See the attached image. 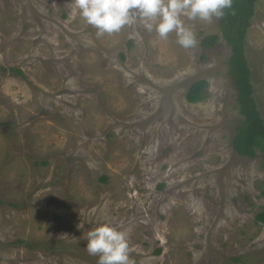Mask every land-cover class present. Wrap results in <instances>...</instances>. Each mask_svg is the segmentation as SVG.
<instances>
[{"label": "rangeland", "instance_id": "rangeland-1", "mask_svg": "<svg viewBox=\"0 0 264 264\" xmlns=\"http://www.w3.org/2000/svg\"><path fill=\"white\" fill-rule=\"evenodd\" d=\"M73 2L0 0V264H97L84 236L100 222L127 229L131 264H264V156L232 146L218 18L183 17L185 48L139 16L97 35ZM245 54L264 119V0Z\"/></svg>", "mask_w": 264, "mask_h": 264}, {"label": "clouds", "instance_id": "clouds-1", "mask_svg": "<svg viewBox=\"0 0 264 264\" xmlns=\"http://www.w3.org/2000/svg\"><path fill=\"white\" fill-rule=\"evenodd\" d=\"M231 3L232 0H74L73 7L97 35L118 32L139 16L145 29L154 30L161 38L174 32L176 42L187 48L196 43V38L182 18H220ZM84 239L86 251L97 257V264H131L126 228L100 222L86 232Z\"/></svg>", "mask_w": 264, "mask_h": 264}, {"label": "trees", "instance_id": "trees-1", "mask_svg": "<svg viewBox=\"0 0 264 264\" xmlns=\"http://www.w3.org/2000/svg\"><path fill=\"white\" fill-rule=\"evenodd\" d=\"M257 1L232 0L231 7L225 9L224 15L218 18L221 35L231 49L229 74L238 90L239 112L243 116L233 137L232 146L237 153L248 157H255L257 150L264 156V119L253 95L251 69L245 54L247 32L255 15ZM219 38V34L206 35L200 44L204 48L213 47ZM12 70L20 72L16 68ZM207 85L206 80L192 84L186 93L188 101H202ZM261 193L264 195V188ZM255 220L264 225V206L256 213Z\"/></svg>", "mask_w": 264, "mask_h": 264}]
</instances>
